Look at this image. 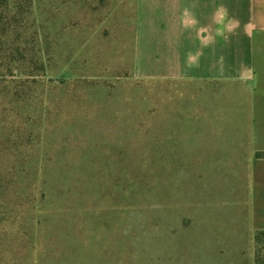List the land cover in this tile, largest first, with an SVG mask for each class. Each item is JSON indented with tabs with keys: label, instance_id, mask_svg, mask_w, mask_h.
<instances>
[{
	"label": "rangeland",
	"instance_id": "rangeland-1",
	"mask_svg": "<svg viewBox=\"0 0 264 264\" xmlns=\"http://www.w3.org/2000/svg\"><path fill=\"white\" fill-rule=\"evenodd\" d=\"M115 11L90 41L70 46L68 64V53L57 55L51 68L69 82L50 91L53 124L33 165L50 171L40 183L50 181V195L36 205L57 228L54 249L76 250L84 264H121L120 252L135 253L133 264H250L245 86L135 77L134 0ZM127 161L152 177L133 200L117 197L123 181L110 188ZM48 240H34L38 257Z\"/></svg>",
	"mask_w": 264,
	"mask_h": 264
},
{
	"label": "trees",
	"instance_id": "trees-1",
	"mask_svg": "<svg viewBox=\"0 0 264 264\" xmlns=\"http://www.w3.org/2000/svg\"><path fill=\"white\" fill-rule=\"evenodd\" d=\"M132 1L0 0V264H84L82 253H72L67 247L54 249L52 238L57 228L39 214L42 203L36 205L39 194L50 195V181L40 185L50 171L47 167L35 171L33 162L53 124L50 91L56 86L65 88L69 82L66 78L59 82L50 75L57 55L68 53V64L70 46L86 44L99 25L106 26L114 18L119 4L125 9ZM136 17L134 0L132 63ZM256 158L264 159V153ZM126 165L129 171L113 175L110 188L115 185L116 190L123 181L124 188L117 189V197L133 200L136 194L144 195L152 177L140 168H131V161ZM64 194L71 201L72 192ZM87 196L84 192L77 200ZM83 230V224L73 227L80 235ZM44 234L50 240L40 242L38 257L34 240ZM120 253L124 256L121 264H133L135 253ZM98 260H106L105 254ZM254 264H264V231L255 235Z\"/></svg>",
	"mask_w": 264,
	"mask_h": 264
},
{
	"label": "crops",
	"instance_id": "crops-1",
	"mask_svg": "<svg viewBox=\"0 0 264 264\" xmlns=\"http://www.w3.org/2000/svg\"><path fill=\"white\" fill-rule=\"evenodd\" d=\"M133 73L149 81L241 83L250 123L251 263L264 231V0H137Z\"/></svg>",
	"mask_w": 264,
	"mask_h": 264
}]
</instances>
